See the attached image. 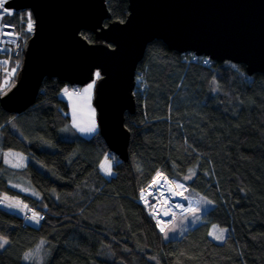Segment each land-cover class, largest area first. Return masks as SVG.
<instances>
[{"label": "trees", "instance_id": "trees-1", "mask_svg": "<svg viewBox=\"0 0 264 264\" xmlns=\"http://www.w3.org/2000/svg\"><path fill=\"white\" fill-rule=\"evenodd\" d=\"M106 4L112 20L125 21L128 0ZM192 55L158 40L148 45L137 69L146 92L126 115L129 160L111 153V178L99 168L109 151L99 129L84 137L72 123L63 92L78 87L46 78L26 112L0 104V193L42 217L34 227L0 207V264H31L25 255L39 248L42 264H264V73L249 76L229 61L203 65ZM11 118H19L17 131ZM8 149L22 154L13 170L3 164ZM157 173L210 205L179 238L166 240L137 202ZM8 174L26 178L40 199L9 188ZM213 225L227 230L223 242L210 236Z\"/></svg>", "mask_w": 264, "mask_h": 264}, {"label": "water", "instance_id": "water-1", "mask_svg": "<svg viewBox=\"0 0 264 264\" xmlns=\"http://www.w3.org/2000/svg\"><path fill=\"white\" fill-rule=\"evenodd\" d=\"M128 2L129 14L121 21L112 20L106 0H11L8 7L33 12L35 32L24 46L16 83L0 96L2 108L26 112L46 78L75 87L95 82L92 103L99 133L123 162L129 160L131 138L126 115L137 108L136 73L152 42L244 65L249 76L264 73V0ZM83 31L93 33L94 41Z\"/></svg>", "mask_w": 264, "mask_h": 264}, {"label": "rangeland", "instance_id": "rangeland-1", "mask_svg": "<svg viewBox=\"0 0 264 264\" xmlns=\"http://www.w3.org/2000/svg\"><path fill=\"white\" fill-rule=\"evenodd\" d=\"M136 78H137V73H136ZM143 80H144V76H142L140 80L138 78V81H135V96H137L136 92H139V94L140 93L143 94V91H145V86H142ZM94 84H95V82H94ZM94 84L90 83L89 85H87L85 87H81L80 89H81L82 93L85 94L84 89H86L90 85H94ZM92 90H94V86H93ZM69 93H71V95H73V96H76V97L80 98V100L83 99L82 96H85V95H81V93L78 92L77 90H69ZM63 94H65V92H63ZM93 96L94 95L92 94L91 95V100H90V108H87L86 110L84 108H82V110H78L74 105H71L69 103L71 109H73V111L71 112V115H72V118L74 119V126H75V124H76L75 122H76V120L78 118V119H80V125L83 126V127H87V125H89L90 119H91L90 113H91V111H94V113H95V117H94L95 118V129L97 128V126H96V111L94 110L95 107L92 106L93 105V103H92ZM74 110H75V117H74ZM13 128L15 129V125L14 124H13ZM76 129H77V127H76ZM78 132L80 133L79 130H78ZM80 134H82V133H80ZM84 137H86V136H84ZM105 157H108V160L111 162V166H112V175L111 176L107 175L101 168V164L105 162V159H104ZM99 168H100L101 173L103 175H105L106 178H111L113 176V174H114V165H113V159L111 157V152L110 151H107L104 154L103 158L100 161ZM161 175H163V174H161ZM163 176L165 178H167L165 175H163ZM161 178L163 179L162 176H161ZM167 179L171 180L169 178H167ZM175 183H181V184H183L185 186L184 183L179 182V181L176 180V181L172 182V186L173 187H174ZM185 188H186V186H185ZM158 189H162V188L158 187ZM164 189H166V188H164ZM176 190H177V192H180L182 196L188 197L186 195L187 190L186 191L179 190V189H176ZM147 192H149V191H145L143 193V197L140 194L139 198L142 199L141 200L143 202L142 206L151 215L153 221L156 224L157 229L160 231V233H162L164 235V238L166 240L173 239V238H179L188 230V228H192L194 226H197L201 222L202 216L204 215L205 211H207L208 208L210 207V205H207V206L200 205L197 199L188 197V199H191V201L193 203L191 204V206H189V207L187 206L184 209H189V208L195 209L196 210L195 215H193L191 212L184 211L182 209H179V210L178 209L177 210L173 209L172 210L171 221L167 222L162 217L159 218V217L155 216V207L153 206V204H146L145 203V201H144L145 199L144 198H145V195H146ZM5 197H7L8 199L5 200L4 199ZM169 201H170V199H169ZM139 202H140V200L138 199V203ZM161 202H163V201H161ZM0 203H1V206L3 208L7 209L8 211H11L13 213L18 214L21 217H23L25 219V221L29 225L34 226V227L40 226L41 220H39V223H36V221L34 219H31V217L33 216V213H36V212L34 210L29 209L27 204L25 202H23L21 199L16 198V197H14V196H12V195H10L8 193H0ZM9 204H12L13 207H8ZM25 205L27 207H24ZM158 221H162L163 222V226L165 228V231L162 232L160 230L161 229V225H159ZM164 222H166V223H164ZM220 230H224V239H225L226 234H227V230L221 229V228L217 227L216 225H213L212 228H211V231H210V236L217 242H223V240H224V239L223 240L215 239V236L219 235ZM29 253H31L32 256H31V258H29L27 260L25 259V261L27 263L36 264V263L40 262V264H42L44 262L43 260H45V256L42 255V252H41L40 248L35 250V251L29 252Z\"/></svg>", "mask_w": 264, "mask_h": 264}, {"label": "built area", "instance_id": "built-area-1", "mask_svg": "<svg viewBox=\"0 0 264 264\" xmlns=\"http://www.w3.org/2000/svg\"><path fill=\"white\" fill-rule=\"evenodd\" d=\"M5 8L8 9L11 14L0 12V92H5L11 89L16 83L19 71L21 70L23 65V49L25 43L35 32V18L33 12L30 9H16L12 7H6V5ZM30 20L33 24V31L31 32L28 31V23ZM192 56L194 60H202V58L196 55ZM202 61L203 65H209L207 60ZM13 69H15L14 74ZM142 76L143 75L137 76L136 81H138V78L140 80ZM142 86L144 85L142 84ZM145 92L146 87L145 91H143V94H140L144 96ZM137 93L139 94V92ZM115 165L116 162H114V166ZM161 176L163 177V179L161 178L156 184H153L151 182L140 192V194L142 192L144 193L145 191H149L146 193L147 195L150 192H153V190L155 191L156 189H158V187H161L162 189L168 188V186H165V177L163 175ZM167 181L172 186L173 181L168 179ZM144 199L146 204H153L154 207L160 203L159 200L150 197V195H148L147 197L145 196ZM139 200L141 202H139V204L142 205V199L139 198ZM36 214H38V216L40 217V213L36 212ZM157 214L158 213L155 207V216H157ZM170 215L172 217V212ZM171 217H168L166 221H171Z\"/></svg>", "mask_w": 264, "mask_h": 264}, {"label": "snow or ice", "instance_id": "snow-or-ice-1", "mask_svg": "<svg viewBox=\"0 0 264 264\" xmlns=\"http://www.w3.org/2000/svg\"><path fill=\"white\" fill-rule=\"evenodd\" d=\"M7 3H8V0H0V12H6L8 14H11L10 11L5 8V5ZM29 17H30V14H29ZM28 31L29 32L33 31V24L31 22V20L28 23ZM14 72H15V69H13V74H14ZM100 75L101 74L99 72L95 73V76H96L97 79L100 78ZM93 86L94 85H90L88 88L84 89V92L89 94V96H90ZM64 92H65L66 95H71V93H69V90L67 88L64 89ZM90 116H91V119H90V123H89L88 127H81V125L79 123L75 124V126L77 128H79V130L81 132H93V131H95V118H94L95 117V113H94V111H91ZM74 117H75V110H74ZM104 159H105V162L101 164V168L107 175L111 176L112 175L111 162L108 160V157H105ZM16 166H18V165H16ZM194 175H195V173L190 170V175L185 177V179H191V177L194 176ZM160 179H161V173H157L156 177L153 179L152 183L156 184ZM164 181H165L166 184L168 183L167 178H164ZM150 187H151V185H150ZM174 187H175V189H179V190H183V191L187 190L185 188V186L183 184H181V183H175ZM170 190H171V188H170ZM175 194L176 195H180L181 193L180 192H175ZM141 196L143 197V192L141 193ZM4 199L7 200L8 198L5 197ZM184 199H188V197H184ZM207 203H211V202L208 201ZM8 207H13V205L9 204ZM24 207H27V206L25 205ZM176 207L181 208L184 211L191 212L193 215H195V212H196L195 209H192V208L183 209V206L179 205V204L176 205ZM165 214H167V213H165ZM31 219H34L36 221V223H39V220L42 219V217H39L38 214L33 213V216L31 217ZM158 223L161 224V229L160 230L162 232L165 231V228L163 226V222L162 221H158ZM215 239L223 240L224 239V230H220L219 235H216ZM41 243H43V242H41ZM4 244H7L6 240H3L2 242H0V247H3ZM31 256H32V254L28 253V254L25 255V259L27 260V259L31 258Z\"/></svg>", "mask_w": 264, "mask_h": 264}, {"label": "bare ground", "instance_id": "bare-ground-1", "mask_svg": "<svg viewBox=\"0 0 264 264\" xmlns=\"http://www.w3.org/2000/svg\"><path fill=\"white\" fill-rule=\"evenodd\" d=\"M10 1H8V3ZM7 4H6V7H8ZM200 58H202V60H207V61L211 60L207 57H200ZM193 62H195V63L200 62L201 64L203 63V61H201V60H194V59H193ZM92 84H94V83H92ZM9 90H7L5 92L1 91L0 94L3 95L5 93H7ZM92 94L94 95V90H92L91 95ZM91 95L89 96V94L86 93L85 96H82L83 99L80 100V98H78L75 102V107L78 110H82V108H84L85 110L87 108H90ZM75 123L80 124V119L77 118ZM96 125L98 126V124H96ZM81 127H83V126H81ZM82 133H84L85 135H88L91 132H82ZM165 186H168V188L156 189L155 191L153 190V192H150L149 194H147L145 196L147 197L148 195H150V197L159 200L160 203L155 206L157 213H158L157 217H159V218L162 217L163 219L166 220L168 217H171L170 214H171L173 209H175V210L181 209V208L176 207V205H178V204L182 205L183 209H184L187 206L188 207L191 206V204L193 202L191 201V199H184L185 196H182L181 194L176 195L175 192H177V190L175 189V187L171 186L169 183H167V184L165 183ZM170 188H171V190H170ZM169 199H170V201H169ZM161 201H163V202H161ZM165 213H167V214H165Z\"/></svg>", "mask_w": 264, "mask_h": 264}, {"label": "crops", "instance_id": "crops-1", "mask_svg": "<svg viewBox=\"0 0 264 264\" xmlns=\"http://www.w3.org/2000/svg\"><path fill=\"white\" fill-rule=\"evenodd\" d=\"M64 97L67 99V101L71 104L75 106V102L78 99V97L71 95L70 97H68V95L63 94ZM71 108V107H70ZM73 111V109H71V112ZM19 118H11L10 119V125L13 128V124L15 125V121L18 120ZM73 125H74V119L72 121ZM97 124V122H96ZM89 125H87L88 127ZM97 126V125H96ZM76 128V126H74ZM14 129V128H13ZM15 129H16V125H15ZM14 129V130H15ZM78 129V128H77ZM79 130V129H78ZM98 130V126L95 129V131L91 132L88 135H85L84 133H82L80 130V133H82L84 136H92L93 134H95V132ZM17 131V129H16ZM15 131V132H16ZM20 133V132H19ZM22 158V154L21 152H18L16 150H12V149H8L3 151L2 153V159H3V164L10 170L16 169V165H18V163L20 162ZM9 177L7 179H13L12 181H10L8 183V187L20 192L24 195L30 196L36 200H39V194L36 192V190L33 188V186L31 185V183L24 177H14L10 174H8ZM1 193H7V192H1ZM9 194V193H8ZM11 195V194H10ZM17 198V197H16ZM1 206V203H0ZM2 207V206H1Z\"/></svg>", "mask_w": 264, "mask_h": 264}]
</instances>
